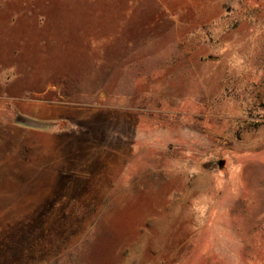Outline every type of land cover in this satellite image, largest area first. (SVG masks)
Wrapping results in <instances>:
<instances>
[{
    "label": "rangeland",
    "instance_id": "obj_1",
    "mask_svg": "<svg viewBox=\"0 0 264 264\" xmlns=\"http://www.w3.org/2000/svg\"><path fill=\"white\" fill-rule=\"evenodd\" d=\"M0 264H264V0H0Z\"/></svg>",
    "mask_w": 264,
    "mask_h": 264
},
{
    "label": "crops",
    "instance_id": "obj_2",
    "mask_svg": "<svg viewBox=\"0 0 264 264\" xmlns=\"http://www.w3.org/2000/svg\"><path fill=\"white\" fill-rule=\"evenodd\" d=\"M141 25H143V26L141 27L142 29H146V28L144 27V24L141 23Z\"/></svg>",
    "mask_w": 264,
    "mask_h": 264
}]
</instances>
